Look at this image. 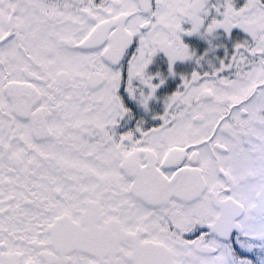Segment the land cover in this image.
Listing matches in <instances>:
<instances>
[{
	"label": "rangeland",
	"instance_id": "1",
	"mask_svg": "<svg viewBox=\"0 0 264 264\" xmlns=\"http://www.w3.org/2000/svg\"><path fill=\"white\" fill-rule=\"evenodd\" d=\"M51 1L52 6L45 0H0V77L5 67L16 71L13 80L20 81V69L37 64L49 84L56 86V74L63 66L71 74L70 86L75 88H62L57 93L43 88L44 105L52 104L57 111L52 112L49 126L44 124L32 140L42 144L35 145L27 138L32 150L56 158L55 167L48 158H38L32 150L7 141L23 167L13 174L10 164H0V201H35L45 219L57 214L76 218L89 201H98L134 222L146 221L151 211L139 202L143 200L137 194L150 196L146 202L151 203L152 187L162 194H180L198 180L191 172L177 178L160 175L155 162L162 160L168 149L179 158L199 143L203 144L200 154L207 156L216 144L231 151L243 141L241 127L226 132L217 122L226 115L228 104L248 94L253 83H244L247 77L264 83V0H202L193 10L200 22L188 36L190 41L182 40L179 26L191 15L197 0H158L159 6L147 15L139 11L134 0H117L121 7L113 4L115 0ZM248 1L251 6L244 9ZM34 6L43 13H36ZM11 10L14 36L1 43L10 32ZM123 15L131 16L127 29L136 38V47L120 68L105 63L108 46L89 53L78 50L97 25ZM147 23L151 28L144 32L141 26ZM20 48L30 61L23 60ZM244 65L253 66V72L242 74ZM214 72L216 78L209 79ZM91 73L106 76V84L90 91L86 80ZM197 74L203 80L193 86L191 77ZM206 91L213 94V103L202 97ZM197 114L205 116L203 124L193 122ZM191 132L195 137L190 138ZM52 140L61 142L63 151L47 149ZM69 150L90 154L93 163L101 161L103 165L75 160L66 154ZM204 162L206 166L207 160ZM223 162L229 173L240 172L232 156ZM71 169L76 173L67 174ZM37 175L44 179L37 180ZM6 181L10 182L7 186ZM209 182L212 188L219 183L213 175ZM239 197L250 206L252 186L240 190ZM178 212L180 222L183 217L197 218V227L204 230L203 240L219 250L217 256H205L198 264H264V218L248 212L242 222L246 234L235 241L243 247L230 251L228 245L206 232L220 218L208 196Z\"/></svg>",
	"mask_w": 264,
	"mask_h": 264
},
{
	"label": "flooded vegetation",
	"instance_id": "2",
	"mask_svg": "<svg viewBox=\"0 0 264 264\" xmlns=\"http://www.w3.org/2000/svg\"><path fill=\"white\" fill-rule=\"evenodd\" d=\"M45 1L47 6L53 5L51 0ZM25 4L29 5L27 2ZM249 6L251 4L248 1L244 9ZM262 6L264 8V5ZM33 8L36 13H43L38 6ZM10 13V32L1 43H7L14 36L12 10ZM130 20L131 16L128 15V21ZM132 37V47L126 51L117 66L105 61L104 55L109 45L99 48L108 46L103 55L107 66L118 69L126 62L136 47V38L134 35ZM82 44L77 46L81 53L94 51H85L80 47ZM20 51L25 52V49L20 48ZM28 56L25 52L23 60L30 61L31 57L29 56V60ZM28 65L20 69V81L13 80L16 71L12 72L5 67L2 68L0 77V164H10L13 174H16V168L23 167V163L18 155L12 153L7 141H14L19 146L22 142H27V138L32 141L38 132L42 131L44 124L49 126L50 121L52 122V112L57 111L52 104L44 105L43 88L47 93H57L62 88L75 89L70 86L71 74L63 66L56 74V87L44 78L41 65ZM36 70L41 71L38 73ZM242 70V74L252 73L254 67L244 65ZM214 76L215 72L211 73L209 79H215ZM93 77L96 81L101 80L103 86L107 82V77L103 74L91 73L86 80L90 91ZM191 78L193 86L199 85L200 80H203L199 74ZM204 78L208 79L207 76ZM250 82L253 84L248 94L245 93L244 95H247L238 102L228 104L226 115H221L217 122L226 132L241 127L240 138L243 141L237 150L230 151L224 145L216 144L206 153L207 156H204L199 152L203 144L198 143L192 150L186 149L179 158L175 157L177 152L168 149L166 156L155 162L163 178H168L170 174L171 178L188 172L196 174L198 180L193 182L189 191L168 195L152 187L151 204L139 201L149 208L151 215L146 221L139 223L130 217H123L124 214L116 209H106L98 201H89L76 218L57 214L55 217L49 215L46 219L43 209L36 208L35 201H14L13 198L0 201V264H198L205 256H217L219 250L203 240L204 230L197 227V218L183 217V222H180L181 215L178 211L181 207L204 201L205 196L209 197L211 206L217 215L219 214L218 217L222 213L221 208L225 206L224 202H235L229 205L230 217L238 225L234 226L229 240L225 243L222 237H217L216 233L219 232L213 230L212 226H208L206 232L216 237L218 243L228 245L230 251L242 248V245L236 246L235 241L246 234L242 225L246 214L249 212L255 218H264V83H256L248 77L244 81L246 84ZM202 97L209 103L214 102L210 91H206ZM198 108L202 110V106ZM197 115L193 122L203 124L205 116ZM193 135L191 132L190 138L195 137ZM229 156L233 157L241 169L240 172L229 173V168L224 167L223 159ZM204 159L207 160L206 166H203ZM211 175L219 182L214 188L210 187ZM9 183L6 181L5 185ZM248 185L252 186L253 194L250 206L241 203L242 199L239 197L240 190ZM144 226L147 229H144ZM60 228H77L76 230L84 234L96 230L99 236L93 239L86 237L87 242L94 245L88 248V251H79L70 245H61Z\"/></svg>",
	"mask_w": 264,
	"mask_h": 264
},
{
	"label": "water",
	"instance_id": "3",
	"mask_svg": "<svg viewBox=\"0 0 264 264\" xmlns=\"http://www.w3.org/2000/svg\"><path fill=\"white\" fill-rule=\"evenodd\" d=\"M138 8L143 14H149L152 11V0H135ZM116 7H121V3L117 0L113 2ZM159 2H155L154 6L157 7ZM128 16L123 15L118 18L110 19L106 22L99 24L91 35L84 41L81 48L85 51H92L102 48L106 44L109 48L105 52V61L113 66H117L123 59L126 51L132 47L133 37L127 29ZM150 24L142 26V30H149ZM103 82L101 80L96 81L92 79V90L102 87ZM235 203L234 201L224 202L225 206L221 208V216L217 220L213 230L219 232L225 240H227L232 230H234L235 220L230 217L229 205ZM91 205H97L91 203ZM62 222V221H61ZM77 229V228H76ZM72 228H60V243L61 245H70L79 251H88V248L93 246V243L87 242V238H96L99 236L96 230H91L87 234L79 232ZM217 234V233H216Z\"/></svg>",
	"mask_w": 264,
	"mask_h": 264
},
{
	"label": "bare ground",
	"instance_id": "4",
	"mask_svg": "<svg viewBox=\"0 0 264 264\" xmlns=\"http://www.w3.org/2000/svg\"><path fill=\"white\" fill-rule=\"evenodd\" d=\"M3 50V49H2ZM20 53H21V51H20ZM24 54H25V52H24ZM28 58H29V60H30V57L28 56ZM48 69H51L52 70V66H49V68ZM36 140H34V141H32L33 143H35V145H39V144H42L43 142L41 141V142H35ZM56 140H52V142H50L49 143V146H47V149H50V150H52V151H54V150H61V151H63V147H62V144H61V142H58L57 144H56V142H55ZM24 145H26V146H24ZM20 146L21 147H25L26 149H30V150H32V148H30L29 146H28V144H27V142H22L21 144H20ZM38 147H43V146H38ZM44 147H46V146H44ZM33 151V153L38 157V158H42V159H44V158H48L50 161H51V163H52V166L53 167H55L56 166V158L53 156V155H49V156H44V155H42V154H40V153H38L35 149H33L32 150ZM69 152V153H68ZM66 154L67 155H70V156H72V158L73 159H75V160H79V161H81L82 163H87V164H89V165H94V166H98V165H103V163L101 162V161H97L99 164H96L95 162L93 163V156L92 155H90V154H87V153H79L78 151H75V150H72V151H68ZM32 153V154H33ZM67 174H71V173H76V171L74 170V169H71V170H68V172H66ZM36 179L37 180H39V181H41L42 179H44V177H40L39 175H37L36 176Z\"/></svg>",
	"mask_w": 264,
	"mask_h": 264
},
{
	"label": "trees",
	"instance_id": "5",
	"mask_svg": "<svg viewBox=\"0 0 264 264\" xmlns=\"http://www.w3.org/2000/svg\"><path fill=\"white\" fill-rule=\"evenodd\" d=\"M202 2V0H197L196 3L194 4V6L192 7L191 11V15L186 17L184 19V22L181 23V25L179 26V30L180 32L183 34L182 36V40L185 41V40H188L190 41L191 39L188 38V36H191V33L193 32V30L195 28H197L196 24L197 22H200L199 20V17H196L194 15V9H197L199 6H200V3ZM263 4V3H262ZM196 13V12H195ZM231 14V13H230ZM203 25H204V22H203ZM174 39L176 40L177 44L180 45V40H178L177 38L174 37ZM149 193L151 194V190L149 191ZM149 194V195H150ZM136 196H139L143 201H148L150 202V196H147V195H144V196H140V195H136ZM147 197V198H146ZM151 204V203H150Z\"/></svg>",
	"mask_w": 264,
	"mask_h": 264
}]
</instances>
